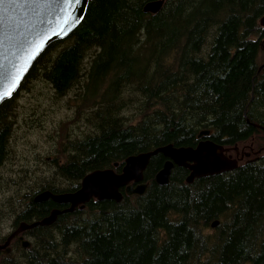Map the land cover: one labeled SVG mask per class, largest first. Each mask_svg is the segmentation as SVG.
<instances>
[{
  "label": "trees",
  "instance_id": "1",
  "mask_svg": "<svg viewBox=\"0 0 264 264\" xmlns=\"http://www.w3.org/2000/svg\"><path fill=\"white\" fill-rule=\"evenodd\" d=\"M155 1L90 0L79 26L51 43L22 81L20 89L42 77L62 96L86 78L87 101L99 107L96 133L69 142L65 162L55 161L57 178L68 185L48 181L26 195L14 228L59 207L51 199L35 202L37 193L74 192L91 171L118 162L120 172L131 155L168 144L195 147L203 130L238 149L264 135L254 126L264 127V0H165L157 12H146ZM126 91L139 102L135 123L119 116L129 106L121 97ZM16 95L0 105V168L8 158ZM262 152L192 184L189 170L176 166L164 186L155 182L166 161L158 154L145 172L144 195L122 190L120 203L91 200L28 231L30 248L15 241L12 250L21 251L23 264H264ZM215 220L220 224L213 229ZM5 257L0 264H12Z\"/></svg>",
  "mask_w": 264,
  "mask_h": 264
},
{
  "label": "water",
  "instance_id": "2",
  "mask_svg": "<svg viewBox=\"0 0 264 264\" xmlns=\"http://www.w3.org/2000/svg\"><path fill=\"white\" fill-rule=\"evenodd\" d=\"M90 0H4L0 3V105L13 98L20 89L27 73L40 54L54 41L69 37L85 17ZM158 1L146 5V12H157L161 7ZM264 28V15L259 20ZM8 93V95H4ZM249 121V120H248ZM264 129L260 124H254ZM210 130H203L199 134L200 142L195 147H175L173 144L157 147L154 150L131 155L126 158L121 171L114 167L91 171L81 181L79 189L74 192L54 193L44 190L36 194L34 201H54L58 205H70L63 210L53 209L49 215L32 223L21 222L0 243V250L4 254L11 251L10 244L18 238L22 248L31 247V242L20 234L38 226L53 225L58 217L64 213H73L76 209H84L91 200H112L117 203L123 201L124 192L127 196H142L147 192L149 183L145 182L151 159L162 154L166 161L156 173L155 182L161 186L170 183L173 169L184 167L190 172L186 177L188 184L196 179L214 176L235 170L239 166L240 156L237 147V158L226 153L232 148L218 144L208 138ZM205 138V139H202ZM220 224L215 220L211 227Z\"/></svg>",
  "mask_w": 264,
  "mask_h": 264
},
{
  "label": "rangeland",
  "instance_id": "3",
  "mask_svg": "<svg viewBox=\"0 0 264 264\" xmlns=\"http://www.w3.org/2000/svg\"><path fill=\"white\" fill-rule=\"evenodd\" d=\"M164 1L159 0L158 7ZM95 53L96 50H92L85 58V73L89 70ZM85 79L62 96L57 95L52 85L42 77L31 80L26 88L17 93L11 117L13 128L9 139L8 158L0 168L1 242L14 229L16 216L22 210L26 195L40 190L42 184L48 181L61 187L68 185L57 178L55 161L65 162L69 153V142L96 133L95 112L99 105H89L82 87ZM121 97L129 106L119 116L124 117L127 124L135 123L141 116L135 94L126 91ZM243 145L239 151L245 148L249 152L252 148L254 153H250V158L259 159L263 153L264 135L258 134ZM232 154L236 158L235 152ZM246 160L247 158L242 162L239 160V163ZM27 240L32 241L29 238ZM9 255L10 257L4 256L8 263L23 264L20 250L13 249ZM70 256H73L72 253Z\"/></svg>",
  "mask_w": 264,
  "mask_h": 264
},
{
  "label": "flooded vegetation",
  "instance_id": "4",
  "mask_svg": "<svg viewBox=\"0 0 264 264\" xmlns=\"http://www.w3.org/2000/svg\"><path fill=\"white\" fill-rule=\"evenodd\" d=\"M263 49H264V47H263ZM202 139H205V138H202ZM233 152H235V157L237 158V155H236V151H235V150H231V151L227 152L226 155H227V156H229V155H233V154H232ZM239 152H240V156H241L242 154L245 155V156H244V159L247 158V160H246L247 162H251V161L256 160L255 158H253V159L250 158L251 154L254 153V151H253L252 148H250V151H249V152H247V151L245 150V148L242 149V150L239 151ZM250 153H251V154H250ZM189 172H190V171H189ZM188 174H189V173H188ZM187 176H188V175H187ZM33 198H34V197H33ZM29 201H30V198L28 199L27 203H28ZM69 206H70V205H59V207H57V208H55V209H62V210H63V209H65V208H68ZM23 210H26V209L23 208ZM16 228H17V227H15V228L12 230V232H13ZM28 231H30V230H28ZM28 231H25V232L21 233L20 235L23 236L25 239H28V238H29V239L32 240V237H31L30 235L27 234ZM12 232H11V233H12ZM11 233H10V234H11ZM10 234H9V235H10ZM9 235H8V236H9ZM8 236H7V237H8ZM7 237H6V239H7ZM5 241H6V240H5ZM5 241H4V242H5ZM15 241H18L19 244H20V246L22 247V244H21V242H20V240H19L18 238H15L14 240H12V242H11V244H10V247H12V245H13V243H14ZM4 242H3V243H4ZM30 242H32V241H30ZM11 249H12V248H11ZM11 251H12V250H11ZM11 251H10V252H11ZM8 254H9V253H8ZM8 254H4V251H3V250H2V251L0 250V255H1V256H5V255H8Z\"/></svg>",
  "mask_w": 264,
  "mask_h": 264
},
{
  "label": "snow or ice",
  "instance_id": "5",
  "mask_svg": "<svg viewBox=\"0 0 264 264\" xmlns=\"http://www.w3.org/2000/svg\"><path fill=\"white\" fill-rule=\"evenodd\" d=\"M4 0H0V3H3ZM79 2V0H77V3ZM4 95H8V93H5Z\"/></svg>",
  "mask_w": 264,
  "mask_h": 264
},
{
  "label": "bare ground",
  "instance_id": "6",
  "mask_svg": "<svg viewBox=\"0 0 264 264\" xmlns=\"http://www.w3.org/2000/svg\"><path fill=\"white\" fill-rule=\"evenodd\" d=\"M249 150V149H248ZM256 155V154H255ZM253 156V155H252ZM124 190V189H123ZM62 210V209H61ZM214 222V221H213ZM14 240V239H13Z\"/></svg>",
  "mask_w": 264,
  "mask_h": 264
}]
</instances>
